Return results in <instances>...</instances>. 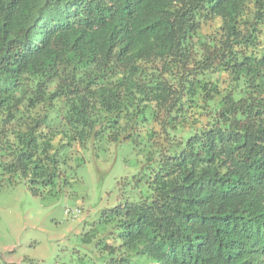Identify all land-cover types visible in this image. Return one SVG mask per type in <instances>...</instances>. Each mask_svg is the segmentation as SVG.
Segmentation results:
<instances>
[{
	"label": "trees",
	"instance_id": "obj_1",
	"mask_svg": "<svg viewBox=\"0 0 264 264\" xmlns=\"http://www.w3.org/2000/svg\"><path fill=\"white\" fill-rule=\"evenodd\" d=\"M105 136L151 198L101 213V264H264V0H0V185L64 193Z\"/></svg>",
	"mask_w": 264,
	"mask_h": 264
},
{
	"label": "rangeland",
	"instance_id": "obj_2",
	"mask_svg": "<svg viewBox=\"0 0 264 264\" xmlns=\"http://www.w3.org/2000/svg\"><path fill=\"white\" fill-rule=\"evenodd\" d=\"M147 156L143 146L105 136L73 155L64 193L35 196L23 183L0 185V264H101L102 232L91 242L86 234L104 210L151 198Z\"/></svg>",
	"mask_w": 264,
	"mask_h": 264
},
{
	"label": "clouds",
	"instance_id": "obj_3",
	"mask_svg": "<svg viewBox=\"0 0 264 264\" xmlns=\"http://www.w3.org/2000/svg\"><path fill=\"white\" fill-rule=\"evenodd\" d=\"M78 216H76V218H77Z\"/></svg>",
	"mask_w": 264,
	"mask_h": 264
}]
</instances>
